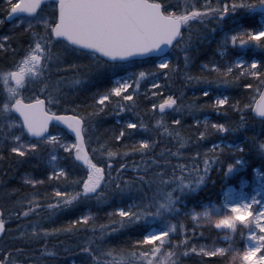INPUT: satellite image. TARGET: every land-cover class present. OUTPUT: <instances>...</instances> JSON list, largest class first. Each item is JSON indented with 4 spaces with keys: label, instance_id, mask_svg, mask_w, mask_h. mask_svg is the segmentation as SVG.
I'll use <instances>...</instances> for the list:
<instances>
[{
    "label": "snow or ice",
    "instance_id": "1",
    "mask_svg": "<svg viewBox=\"0 0 264 264\" xmlns=\"http://www.w3.org/2000/svg\"><path fill=\"white\" fill-rule=\"evenodd\" d=\"M5 3L7 16L17 15L19 24L26 25L23 34L28 43L21 58L3 73L5 83L11 81L14 86L8 88L9 98L0 110V141L11 154L21 158H41L47 152L46 163L51 170L43 179L25 177L31 192L12 189L4 193L9 204L0 197V264H47L56 256L49 250V238L81 231L91 233L80 246L88 264H181V258L191 254L222 258L225 264H264V171L255 170L258 190L251 196L241 192L233 201L229 198L234 194L232 189L225 192L226 214L215 220L217 230L247 231L246 237L243 231L239 233L247 242L243 250L227 236V247L218 246V238L211 244L189 247L187 229L177 218L191 215L194 221L199 218L211 223L213 212L208 206L202 212L194 208L185 212L186 198L206 184L214 165L227 163L226 177L239 171L237 165L247 163L242 155L245 148L241 144L213 143L204 152L186 154V147L193 141L182 133L180 115L170 124L165 120L168 109L178 114L206 109L220 113L229 108L241 113L235 123L196 120V126L202 129L195 137L197 144L210 135L245 128L246 109L254 114L253 121L264 127V59L249 61L240 56L227 60L212 55L201 61L198 74L191 72L196 41L208 42L218 31L215 52L221 57L227 56L229 48L264 50V0H52L50 16L42 15L45 0ZM257 13L261 17L257 27L242 23L243 16ZM9 40L7 35L0 38V50H7ZM165 48L183 53V68L173 63L171 55L163 54ZM196 50L199 52L198 47ZM81 58L87 63L80 62ZM145 58L153 60V70L117 74ZM106 73L114 77L112 86L97 89L92 94V104L82 112L77 108L70 110L75 114L52 110L68 99L69 92ZM146 76L153 81L144 94L146 99L149 95L158 97L159 89L167 86L159 83L161 76L169 83L173 77L182 76L184 86L202 85L201 96L211 95L214 99L199 104L200 96H196L185 104V92L181 90L179 96L169 94L159 104H151L152 115L160 117L155 120L157 136L162 129L175 141V151L162 148L157 152L160 140L151 136L127 145L125 151H113L110 141L101 143L100 137L94 138L96 118L115 99L118 111L114 114L131 113L132 118L124 122L113 139L122 141L137 130L147 132L149 124L136 111L141 80ZM247 78L254 81L242 84L251 90L249 103L243 104L225 93L226 89L240 87ZM29 90L34 95L29 97L31 102L25 103L22 92ZM249 139L256 141L258 154L264 157V140L256 136ZM130 154H138L140 161L129 164L125 160L113 167L114 158L124 159ZM65 155L80 162L74 166L83 169L81 175L72 176L61 163ZM97 156L106 157V161L102 163ZM229 156L235 163L227 162ZM46 181L62 185L52 187L51 193H41L39 189ZM114 197L119 199V206L105 213L107 223L97 225L98 213L92 207H111ZM81 207L84 211L66 226H44V221H51L57 212ZM13 220L26 223H18L16 229L6 227ZM157 223L162 226L156 227ZM14 231L19 232V237L11 235ZM181 232L184 239L174 242L172 237ZM17 240L24 246L12 243ZM41 241V248L29 247Z\"/></svg>",
    "mask_w": 264,
    "mask_h": 264
},
{
    "label": "trees",
    "instance_id": "2",
    "mask_svg": "<svg viewBox=\"0 0 264 264\" xmlns=\"http://www.w3.org/2000/svg\"><path fill=\"white\" fill-rule=\"evenodd\" d=\"M52 13V3H47L42 15H51ZM7 17V4L5 0H0V18L2 23H0V38L3 36H9L10 40L7 42L8 47L7 50H0V110L3 109V105L8 99L7 87L6 83L3 80L2 74L5 71H8L9 64L13 61H18L21 58V54L23 50L27 47L28 37L23 34L24 27L26 25L16 24L17 18L13 20V22H9L6 20ZM260 16L259 14H255L252 16L245 15L243 16L242 23L246 27H257L260 24ZM209 23L214 26V24L209 21ZM226 24L228 22L226 21ZM42 30V29H41ZM207 31V30H205ZM220 37V32L211 35L209 37L208 42H200L196 41L192 49V54L194 56V60L191 66V72L198 74L200 71L199 65L201 61H207V59L215 55L217 59H220L218 52H215L217 41ZM197 47L199 48V52H197ZM234 50L235 55L244 54L248 59L257 58L264 59V50L253 49L251 47L247 49L241 48H231ZM167 55H171L173 59V63L179 65L183 68V53L180 51H173L172 49L168 52ZM227 58L232 59L231 56H227ZM226 58V59H227ZM72 59H75L73 57ZM82 63H87V60L81 58ZM139 70H153V60L152 59H144L143 62L140 60L137 61L136 65L127 68L123 71L118 72L117 74H125L126 72H137ZM163 71V70H161ZM151 77H145L141 80V87L139 89V97L138 103L139 108L136 111L140 112L143 116V120L146 124H149V129L147 132H142V130H137V132L126 138H123L122 141H115L113 139L114 135L118 134L119 129L124 126V122L126 119H131V113H120L119 115H115V104L116 100L113 99L111 104L108 106L106 112L102 113L99 117L96 118L95 130L96 136L100 137V142L103 143L105 140H108L112 143L113 151L122 152L127 150L126 146L137 141L139 139L148 138L151 136L152 138H156L160 140L159 147H157L156 151H160L162 148H169L175 151V141L171 138L165 136L163 134L162 129L159 130V136H157V129L155 125V120L159 119V115L153 116L151 113V104L157 103L166 97L167 94H173L176 96L180 95V91L183 90L185 92L184 103H191L193 98L196 96H200L199 104H205L210 102L213 97L210 95L209 97H202L201 91L204 90V86L188 84L184 86V81L182 76L173 77L171 83L166 82L165 78L161 76L159 78V83L166 84L167 86L159 89L158 97H149L146 99L144 94L149 90ZM114 79L111 73H106L103 76H94L92 78L91 83L85 84L82 88H77L69 92V97L66 101L59 104L56 108H53V111L57 113H70L72 108H77L78 111L82 112L86 107L92 104V94L96 92L97 89L103 90L105 88L111 87V81ZM252 78H247L242 81L240 87H231L225 90L227 95H230L235 100L241 101L243 104L249 103V92L251 90H246L242 87L243 83H253ZM163 90V91H162ZM162 91V92H161ZM34 93L32 91H23L22 96L24 100H30L29 97L33 96ZM43 97V96H41ZM44 98V97H43ZM134 99H137L134 97ZM50 107V106H49ZM91 110L90 108L88 109ZM225 111L227 114L225 115ZM145 112H148L147 115H144ZM167 115L165 116V120L170 124L172 119L177 118L180 115L182 120V133L185 136L192 137V143L186 147V154H192L195 151L199 150L201 152L206 151L211 148L213 143H218L221 140H228L230 142L239 143L245 148V152L242 153L244 160L247 161V171H253L255 168H259L264 171V157H261L258 154L256 141L250 140L249 137L256 136L258 140H264V127H262L258 121L254 122L252 117L253 113L251 111L245 110L248 117V124L245 128L241 129L236 133L230 134H222L217 133L210 135L206 140L200 141L199 144L195 142V137L198 134L199 130H202L196 126V119L204 116L208 117L209 121L212 122H232L235 123L239 120L241 113L235 111L234 109H222L220 113H217L211 109H206L202 112H193L191 114H178L173 112L172 110H166ZM75 114V113H73ZM2 123V121H0ZM66 131V130H65ZM0 154H2L3 159H0V197H3V203L6 205L9 204V199L7 196H4V193L11 191L12 189H19L20 193L31 192L33 189L31 186H27L24 183L25 177H34L36 179H43L50 172V166L46 163L48 160L47 152L43 154L41 158H37L34 156L29 157H17L11 154L8 151L7 145L0 141ZM97 159L102 163L106 161V157L97 156ZM129 164H133L135 162L140 161V156L137 155H128L124 159L114 158L113 159V167H119V163L125 162ZM62 164H65L71 170L70 174L72 176H79L82 174L83 169L77 168L74 165L79 164L74 161L73 157H68L65 155L64 160L61 161ZM227 162L234 163L235 161L231 156L227 157ZM202 167V165H201ZM227 170V163L216 164L213 166L212 171L210 172L207 182L205 185L201 186L199 190L195 193H191L187 198V207H185V212H190L193 208L195 211H200L202 208V204L207 201H215L219 203L222 198L223 189L228 181L224 173ZM113 175H116L115 171H113ZM131 175V172L128 173ZM57 184H61L62 182L51 181L45 183L43 187L39 189L41 193H51L52 187ZM54 203V201H49ZM120 201L117 198H113L111 202V207L102 206L97 208L95 206L92 207V211L94 213H98V218L96 220V224L107 223L108 218L105 216V213L111 211L116 206H119ZM81 211H84L83 207L80 209H73L69 211H60L55 214L51 218V221H44V226L47 228L52 227H61L66 226L67 222L71 219L76 218L77 215ZM47 213H45L46 215ZM218 216L213 214V219H217ZM29 219H33V217H29ZM181 221L188 233V238L190 240L189 247L193 245H204L211 244L213 239L218 238L217 244H223L221 241L220 232L215 228L213 222L209 223L205 220L203 221H194L191 215L181 214L178 218ZM173 222H176L173 220ZM18 223H26V221H16L8 223L6 227L16 229ZM132 231H136V229H132ZM193 231L195 234H193ZM240 231H243L245 234V230L243 228H238V231L234 235L233 240L240 250H243L245 247V239L240 236ZM11 235H15L19 237V232H13ZM90 232L81 231L78 233L72 234H59L58 236H54L49 238V250L55 251L56 256L47 261V264H88V258L81 252L80 246L83 245V239L85 236H90ZM173 241L175 242L177 239L183 240L184 234L181 232L179 236H173ZM15 243L17 247L24 246L21 244L19 240L12 242ZM43 242L40 244H33L29 247L33 249H39L42 247ZM52 245H57L54 249L51 247ZM231 254H229V257ZM181 264H225V261L222 258L218 257H200L199 255L191 254L187 257L181 258ZM235 264H239V261H236Z\"/></svg>",
    "mask_w": 264,
    "mask_h": 264
},
{
    "label": "rangeland",
    "instance_id": "3",
    "mask_svg": "<svg viewBox=\"0 0 264 264\" xmlns=\"http://www.w3.org/2000/svg\"><path fill=\"white\" fill-rule=\"evenodd\" d=\"M19 20H20V17L17 18L15 23L19 24ZM0 21H1V18H0ZM260 21H261V17H260ZM219 56H220V54H219ZM227 56H231L232 59H235L236 57L242 56V57H244L245 59H247L249 61H251L252 59H257L255 57L252 58V59H248L244 54L235 55L234 54V50L231 49V48H229ZM227 56L226 57H221L220 56V59H226ZM232 59L227 58V60H232ZM120 75H125V74H120ZM2 77H3V80H4L3 74H2ZM149 82H150V84L153 82L151 78H150ZM13 86H14V82L10 81V82L6 83L7 93H8V88L13 87ZM148 88L150 89V85H149ZM167 95H169V94H167ZM7 98H9V95H8ZM213 99H214V97H213ZM205 118L208 119L207 116H204V117H201V118H197L196 120H200L201 122H203V120ZM128 120L129 119H126L125 122L128 121ZM95 137H97V136H96V133L94 132V138ZM220 143H223L225 145H227V144H239V143L230 142L228 140H221L220 142H218L216 144H220ZM92 146L95 147L96 145L93 144ZM55 154L56 153H53V155H55ZM63 165L68 169V167L65 164H63ZM237 168L239 169V171H235L234 173H231V174H229L226 177V179H228V181H227V183L225 185V188L223 189L221 201L219 203H217L215 201L204 202L202 204L201 210L200 211H196V212H202L203 211V207L204 206H208L212 210L213 214H216L218 216V218H219V215L226 214L225 212H223V206L226 203L224 193L228 192L229 189H232V191L234 193L232 196L229 197L233 201H235V200H237L239 198V193H241V192H244L246 195L251 196L252 194H254V192L256 190H258L259 181H258V177L256 176L255 170L259 169V168H255L253 171H247V164L237 165ZM69 170H71V169L69 168ZM259 170L262 171L261 169H259ZM82 173H83V171H82ZM197 220L198 221H203V219H199V218ZM215 220L216 219H213V221H212L214 226H215ZM173 223H175V222H173ZM161 226L162 225H160L158 223L156 224V227H161ZM218 231L222 235V236H220V239H221V241H223V244L222 243L218 244V246L227 247L228 243H229V240H226L225 237L227 236V237H229L230 240H233L234 235L236 234V232H233L230 229H224V230H218ZM246 236H247V231L245 230V237ZM246 244H247V242L245 240V246H246Z\"/></svg>",
    "mask_w": 264,
    "mask_h": 264
},
{
    "label": "water",
    "instance_id": "4",
    "mask_svg": "<svg viewBox=\"0 0 264 264\" xmlns=\"http://www.w3.org/2000/svg\"><path fill=\"white\" fill-rule=\"evenodd\" d=\"M48 2H52V0H45V3H48ZM26 15V14H25ZM17 15H14V16H12V17H8L7 16V21H12L13 19H14V17H16ZM171 49H169V48H165L164 49V51H163V54L165 55L167 52H169ZM41 99H44V98H41ZM24 102L25 103H29V102H31V101H26V100H24ZM58 114H60V113H58ZM70 114H72V113H70ZM18 115V114H17ZM57 126H59V127H61V128H63V126L62 125H57ZM76 162H78V161H76ZM78 163H80V162H78Z\"/></svg>",
    "mask_w": 264,
    "mask_h": 264
}]
</instances>
